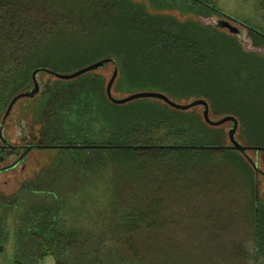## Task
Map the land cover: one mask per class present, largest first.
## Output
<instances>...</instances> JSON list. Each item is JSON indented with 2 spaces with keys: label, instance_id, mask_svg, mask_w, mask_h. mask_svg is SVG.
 I'll list each match as a JSON object with an SVG mask.
<instances>
[{
  "label": "trees",
  "instance_id": "1",
  "mask_svg": "<svg viewBox=\"0 0 264 264\" xmlns=\"http://www.w3.org/2000/svg\"><path fill=\"white\" fill-rule=\"evenodd\" d=\"M215 2L182 0L180 11L224 17ZM172 7L167 0H0V127L13 98L31 90L33 73L43 69L53 77L44 92L15 103L28 99L41 129L37 143L88 146L64 147L77 148L73 163L60 159L9 201L0 198L5 240L24 195H45L31 196L16 218L15 264H41L47 255L57 264H264V174L248 158L263 151L137 147L230 140L195 107L178 110L153 98L118 104L107 95L110 80L95 70L74 79L46 71L69 74L113 58L114 96L204 98L210 114L221 107L238 118L236 136L250 145L264 135V55L245 50L224 28L160 12ZM261 7L264 13V0ZM249 30L264 45V32ZM103 169L114 174L112 207L124 211L99 233L59 222L60 199L83 187L87 172Z\"/></svg>",
  "mask_w": 264,
  "mask_h": 264
},
{
  "label": "rangeland",
  "instance_id": "2",
  "mask_svg": "<svg viewBox=\"0 0 264 264\" xmlns=\"http://www.w3.org/2000/svg\"><path fill=\"white\" fill-rule=\"evenodd\" d=\"M174 4L172 9L166 11H160L176 16L179 20L183 21L188 18H194L200 22L212 26H217L222 16L214 15L206 16L204 14L194 15L191 13H182L180 11L182 0H178L177 4L173 0H167ZM184 2V1H183ZM262 0H216L215 6L223 14L231 17L241 24L254 28L258 31L264 32V13L261 7ZM156 12V11H154ZM239 27L240 32L237 33L242 47L251 52H257L260 55H264V45H257L255 39L251 34V31L245 26L235 24ZM225 31L229 32L227 28ZM116 67L113 63L108 64L103 68H99L94 72L103 75L107 80H110ZM53 80V77L45 72H39L37 74V81L40 86L39 94H42L49 81ZM34 85V84H33ZM32 85V87H33ZM117 98H123L127 95L115 94ZM181 103H190L187 100H179ZM192 102V101H191ZM28 99H21L14 107L11 115L6 121L3 129L4 138L12 145L20 146L34 142V138L40 133V127L35 125L32 120L31 112L28 108ZM198 113L203 115L204 108L197 106L194 108ZM217 113L211 112V118L218 120L224 117L226 113L225 108L218 107ZM2 114L1 116H3ZM232 126V123H226L222 125L227 135V143L229 142L228 133ZM237 136L241 139V131H238ZM241 141V140H240ZM250 146H259L264 148V135L257 137V139H248ZM242 143V142H241ZM4 142L0 138V146ZM77 148L65 149L63 148H34L30 152L27 164L23 166L20 164L14 169L7 170L0 174V198L9 201L13 195H16L23 182L36 179L42 171L50 169L51 165L58 163L60 159H70V163H73L74 159L71 156L77 155ZM15 154V153H14ZM95 156L103 154L101 152L94 151ZM249 155L260 164L261 169L264 171V151L263 152H249ZM92 160V159H90ZM16 161V158H10L5 162L0 161V168L12 164ZM65 170V169H64ZM71 175L70 171L65 173ZM83 187L75 189L73 192L67 193V195L60 199V204L57 205L56 214L59 215V222H62L68 228H78L83 230L92 229L93 232L99 233L106 223H110L113 218V213L119 208L112 207V202L117 198L114 196L113 190L110 189L109 183L114 178V174L108 170L102 172H87ZM65 177V178H66ZM77 186V185H76ZM259 188L261 198L264 196V176H259ZM34 192H27L22 198L20 203L19 213L25 212L27 207H30L34 201H31V196L43 197L42 193L39 195ZM3 206V204H2ZM52 208L51 206H48ZM55 208V207H53ZM24 209V210H23ZM124 208H120L118 212H123ZM0 212H4V206L0 207ZM19 213L10 215L7 222V236L5 240H0V264H15L16 263V236L14 228L16 225V218L19 217ZM27 223V222H26ZM65 223V224H64ZM110 244V243H109Z\"/></svg>",
  "mask_w": 264,
  "mask_h": 264
},
{
  "label": "water",
  "instance_id": "3",
  "mask_svg": "<svg viewBox=\"0 0 264 264\" xmlns=\"http://www.w3.org/2000/svg\"><path fill=\"white\" fill-rule=\"evenodd\" d=\"M224 16L232 19L231 17H229L225 14H224ZM236 22H238V21H236ZM242 25L248 29H251V27H249V26H246L244 24H242ZM218 27H220V28L226 27L229 29V31L231 33H235V34L240 32V29L237 26L232 25L229 19L219 20ZM113 62H115V60L113 58H104L102 60L91 63L87 66H84V67H82V68H80V69H78L72 73H69V74L57 73V72H53L50 70H46V71L56 75L59 78L74 79V78H77V77H79L85 73L97 70V69L102 68V67L106 66L107 64L113 63ZM41 70H43V69L36 70L33 73L34 85L31 88V90L15 96L7 108V111L5 113V116L3 118V121H2V124L0 127V137H1L2 141L4 142L5 147L6 146L10 147L11 150L7 151L6 154H4L2 152L0 153V161L1 162L6 161L14 153L15 154L19 153V151L17 150L18 147L10 144L4 138V136H3L4 125H5V122L8 118V116L10 115L15 103L17 102V100H19L20 98H23V97L34 96L39 92L40 86H39V83L37 81V74L39 72H41ZM117 74H118V70L116 69L114 71V74L111 77L108 85H107V95L115 103L125 104V103L131 102V101L136 100V99L153 98V99L162 100V101L166 102L168 105H170L171 107L178 109V110H188V109H191V108L196 107V106H203L204 107V110H203L204 119L208 124H210L212 126H221L227 122L233 123L232 127L229 130L230 144H228V145H169V146H137V147L187 148V149H235V150H238V151L243 152V153H246L247 150L264 151L263 147L244 145L238 140L236 133H237V130L239 127V120L237 117H235L233 115H226L221 119L213 120L211 118V115H210L209 102L204 98L193 100L190 103H181V102H178L176 100H173L172 98H170L168 95H166L164 93L156 92V91H141V92L132 93V94H130L126 97H123V98L115 97L113 94V85H114L115 79L117 77ZM98 146L102 147L101 145H98ZM63 147H88V146L87 145H72V146H70V145H28V146H25V148H26L25 152L15 162H13L12 164H9V165H5V166L0 168V174L2 172L7 171V170H11V169L16 168L21 162L23 164H26L27 159L25 157L34 148H63ZM92 147H95V146H92ZM111 147H122V146H111ZM124 147H133V146H124ZM248 158H249L250 162L252 163V165L254 166V168L256 169L257 173L258 174L259 173L264 174V172L260 169L259 164L257 162H255L251 157H248Z\"/></svg>",
  "mask_w": 264,
  "mask_h": 264
},
{
  "label": "flooded vegetation",
  "instance_id": "4",
  "mask_svg": "<svg viewBox=\"0 0 264 264\" xmlns=\"http://www.w3.org/2000/svg\"><path fill=\"white\" fill-rule=\"evenodd\" d=\"M221 19H229L230 20V22H231V24L232 25H234V23L235 24H239V25H242V24H240V23H238V22H236L235 20H233V19H230V18H227V17H222ZM220 19V20H221ZM235 26H237V25H235ZM243 26V25H242ZM226 28V27H225ZM239 28V27H238ZM228 29V28H227ZM229 30V29H228ZM38 142V137L36 136L35 138H34V142ZM28 145H42V144H36V143H31V144H26V145H20V146H17L18 148H17V150L19 151V153L18 154H13V155H11L8 159H10V158H16V160L25 152V150H26V148H25V146H28ZM15 146V145H14ZM9 150H11V148L10 147H5V145L3 144V145H1L0 146V153L2 152V153H4V154H6L7 153V151H9ZM32 151V150H31ZM30 151V152H31ZM30 152L28 153V159H29V155H30ZM8 159H7V161H8ZM28 161V160H27ZM5 162V161H4ZM20 164H22L23 166H25V164H23L22 162L20 163ZM19 164V165H20ZM26 164H27V162H26ZM18 165V166H19Z\"/></svg>",
  "mask_w": 264,
  "mask_h": 264
},
{
  "label": "crops",
  "instance_id": "5",
  "mask_svg": "<svg viewBox=\"0 0 264 264\" xmlns=\"http://www.w3.org/2000/svg\"><path fill=\"white\" fill-rule=\"evenodd\" d=\"M41 264H57V261L53 255H47Z\"/></svg>",
  "mask_w": 264,
  "mask_h": 264
}]
</instances>
